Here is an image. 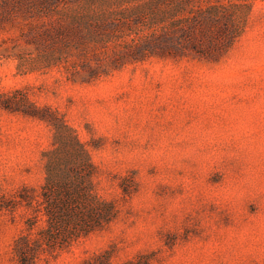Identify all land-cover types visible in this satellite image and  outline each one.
Here are the masks:
<instances>
[{"label":"rangeland","instance_id":"obj_1","mask_svg":"<svg viewBox=\"0 0 264 264\" xmlns=\"http://www.w3.org/2000/svg\"><path fill=\"white\" fill-rule=\"evenodd\" d=\"M152 1L0 0V198L40 191L61 119L119 207L109 226L40 264L106 250L113 264L146 254L151 264H264V0L195 4L244 5L231 8L242 34L230 43L207 23L160 39ZM75 15L103 17L95 42L58 52L34 37ZM147 37L140 50L155 55L133 60L129 44ZM27 216L0 212V264L17 263Z\"/></svg>","mask_w":264,"mask_h":264},{"label":"trees","instance_id":"obj_2","mask_svg":"<svg viewBox=\"0 0 264 264\" xmlns=\"http://www.w3.org/2000/svg\"><path fill=\"white\" fill-rule=\"evenodd\" d=\"M37 1L46 8L53 0ZM197 2L202 1H152L154 8L151 25L161 28L160 39L167 40L174 33L188 37L192 29H199L201 34L207 33L202 27L205 23L215 25L220 43L234 42L241 36L242 28H234L232 32L234 18L231 8L244 6L243 4H225L218 1L215 4L210 2L207 7L195 9ZM44 15L48 17L46 12ZM221 24L225 26L218 27ZM103 26L102 16L95 18L75 15L71 16L69 21L62 20L55 26L43 22L42 30L34 37L36 40L39 38L40 41L49 42L58 52L72 48L79 50L88 43L95 42L98 31ZM150 39L147 37L140 43L129 44L128 48H134L135 51L133 60L142 61L144 57L155 55V52L147 54L140 50L142 45L150 42ZM138 53L141 56H138ZM172 55L159 54L163 58L174 57ZM91 77L93 79L99 75L94 74ZM39 117L46 119L43 116ZM51 123L54 141L52 148L43 153L45 178L40 191L23 187L14 198H0V212H13L19 207H24L28 211L26 228L15 239L13 245L16 264H40L42 260H48V257H55L81 239L109 226L119 214L117 201L109 200L99 193L96 182L97 168L86 145L61 119ZM112 257L111 252L106 250L84 264H113ZM151 259L152 256L146 254L117 264H151Z\"/></svg>","mask_w":264,"mask_h":264}]
</instances>
